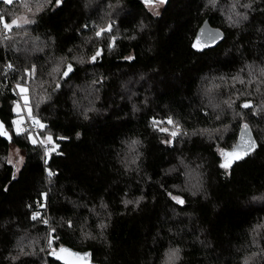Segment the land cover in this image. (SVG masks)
<instances>
[{"label":"trees","instance_id":"obj_1","mask_svg":"<svg viewBox=\"0 0 264 264\" xmlns=\"http://www.w3.org/2000/svg\"><path fill=\"white\" fill-rule=\"evenodd\" d=\"M152 1H0V264H264V0Z\"/></svg>","mask_w":264,"mask_h":264},{"label":"water","instance_id":"obj_2","mask_svg":"<svg viewBox=\"0 0 264 264\" xmlns=\"http://www.w3.org/2000/svg\"><path fill=\"white\" fill-rule=\"evenodd\" d=\"M209 33L216 34L218 33V37L212 41L211 43H206L209 39ZM225 38L224 32H222L220 29L215 28L210 25L209 21L206 20L201 27L198 29L196 36L194 38L192 47L193 49L198 52H204L208 49H213L217 47ZM199 40V43L197 44V41ZM71 65V64H68ZM68 65L65 70L67 72V75L63 74L64 79H68L73 73H74V66H72V70L68 71ZM64 72V73H65ZM246 146H249L248 144H245ZM51 258L53 260L58 261L61 264H97L92 260V256L88 251H78L75 249H72L68 246L60 247L59 249L53 251L51 253Z\"/></svg>","mask_w":264,"mask_h":264},{"label":"rangeland","instance_id":"obj_3","mask_svg":"<svg viewBox=\"0 0 264 264\" xmlns=\"http://www.w3.org/2000/svg\"><path fill=\"white\" fill-rule=\"evenodd\" d=\"M0 1H5V0H0ZM12 1H14V0H12ZM164 1L165 0H153L152 3H154V5L152 8L155 11H160L162 9V7L164 6ZM16 21H17V24H21V23L26 22L27 19L24 17H20ZM3 29H4V27H3ZM19 90H20L19 91L20 100L16 102V105L14 107V111L17 114V116L14 118V127H15V131L17 133H20L22 131V128L30 127V122H35V118L31 115V108L28 104V101H29L28 96L25 94L26 90L21 91L20 88H19ZM32 127H34V128H32ZM32 127H31V132L36 134V140H38V138H40L41 140H43V143H47L48 142L47 137H45V139H43L40 135V131L36 128V126L32 124ZM41 129H42V126H41ZM37 133H38V136H37ZM30 139H31V141H33V139H34L32 134L30 135ZM242 139H244V140L246 139L242 143L243 146H245V144L249 145L248 142H250V140L248 137L244 136V138H242ZM246 141H248V142H246ZM240 153H242V152H240ZM20 157H22V159H20ZM9 161H11L10 164L13 165L15 171L18 172L24 164V156L18 148L13 147L10 151V154H9Z\"/></svg>","mask_w":264,"mask_h":264},{"label":"snow or ice","instance_id":"obj_4","mask_svg":"<svg viewBox=\"0 0 264 264\" xmlns=\"http://www.w3.org/2000/svg\"><path fill=\"white\" fill-rule=\"evenodd\" d=\"M5 2L11 4V3H12V0H5ZM58 2H59V0H58ZM146 2H150V0H146ZM0 19H3V18H0ZM26 22H27V21H26ZM14 25H15V26H18L16 20H12V21H11V24H9L7 21L4 22V28H5V29H9V30H10L11 27L14 26ZM110 30H111V26H109L107 29H102L101 32H98V33H97V35L99 36V35L102 34L103 31H110ZM218 35H219L218 33H216V34L209 33V39H208V41H206V43H211L212 41H214V40L218 37ZM198 43H199V40L197 41V44H198ZM100 54H101V52H100V51H97L96 56H93V57H92L93 61H95V60H96V57L99 56ZM71 70H72V66H71V65H68V71H71ZM67 74H68L67 72L64 73V75H67ZM21 91H25V89L22 88ZM242 107H244V108H248V107H250V105L247 104V103H245L244 105H242ZM168 123H172V121L169 120ZM243 128H244V130H245V134H247V132H248V125H247V124L243 125ZM161 130H162V131H166V129H161ZM171 135H172V136H175L176 133H175V132H172ZM47 139H48V141H51V140H52V137H51V136H48ZM32 142H33V143H36L35 140H33ZM254 146H255V144H254V142H253L252 144L249 145V149L253 148ZM45 155L47 156V150H46ZM236 158L239 159L240 157L237 156ZM20 159H22V157H20ZM9 163H11V161H9ZM221 167H225V168H227V167H230V164L225 163V164H222ZM52 174H53V173H51V171H49V175H52ZM13 178H15V177H13ZM41 195L44 196V197L46 198V194H43V193H42ZM173 199L178 200L179 203H183V201H180V200H179L178 198H176V197H173ZM126 203H131V201H127ZM43 206H44V205L41 204V207H43ZM37 215H38V214H37ZM37 215H34V216H33V219H36V218H37ZM44 222L47 223V221H44ZM50 243H51V242H50ZM179 251H180V250H179L178 248H177V249H174V250H171V251H170V254H169V259H170V260H171L172 258H176V259H178V258H179V256H178ZM245 264H247V262H245Z\"/></svg>","mask_w":264,"mask_h":264},{"label":"built area","instance_id":"obj_5","mask_svg":"<svg viewBox=\"0 0 264 264\" xmlns=\"http://www.w3.org/2000/svg\"><path fill=\"white\" fill-rule=\"evenodd\" d=\"M25 128H28V127H25ZM32 128H34V127H32Z\"/></svg>","mask_w":264,"mask_h":264}]
</instances>
